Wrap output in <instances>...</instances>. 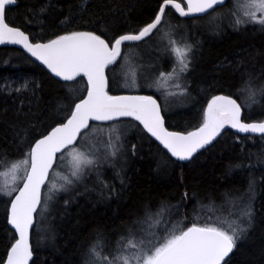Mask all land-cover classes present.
I'll return each mask as SVG.
<instances>
[{"label": "trees", "instance_id": "16d2710c", "mask_svg": "<svg viewBox=\"0 0 264 264\" xmlns=\"http://www.w3.org/2000/svg\"><path fill=\"white\" fill-rule=\"evenodd\" d=\"M231 1L201 17H180L170 6L165 10L168 24L183 25L193 34L189 37L195 44L186 75L188 102L162 109L168 129L187 131L200 126L209 101L217 95L236 99L243 120H264V31L256 23L243 27L222 23L215 29L208 24L211 14L230 12ZM162 2L87 0L85 5L84 0H17L7 7L5 19L33 42L73 31L95 32L110 40L135 33L151 22ZM126 48L122 46V52ZM117 67L118 61L106 68L111 94L121 93L114 91ZM117 81L123 82V78L118 76ZM76 88L81 93L75 97ZM85 90V77L59 81L20 49L0 46V168L25 156L38 137L64 121ZM144 95L157 97L162 108L158 92L150 90ZM117 123L128 128L121 135L123 164L112 168L116 175L106 178L105 184L86 178L75 203L70 193L63 195L71 203L54 208L40 227L36 212L30 264H91L94 245L103 242L101 254H114L129 237H143L140 232L162 216V227L178 223L170 231L193 223H221L224 217L234 223L231 219L238 215V203L247 214L239 226L246 231L222 264H264V134L226 129L190 161H180L170 157L136 121ZM91 124L108 128L110 123ZM63 164L64 159H58L54 169ZM12 195L0 190V264L16 239L7 223Z\"/></svg>", "mask_w": 264, "mask_h": 264}, {"label": "snow or ice", "instance_id": "6c2138e0", "mask_svg": "<svg viewBox=\"0 0 264 264\" xmlns=\"http://www.w3.org/2000/svg\"><path fill=\"white\" fill-rule=\"evenodd\" d=\"M223 2L224 0H183L181 3L179 0H163L154 19L135 33L120 34L109 40L95 32L73 31L58 35L45 43H31L24 31L18 27H10L5 19L7 6L16 5L17 0H0V44L8 42L23 45L33 57L64 81H72L81 76L87 78V95L74 104L66 122L57 124L47 135L35 140L27 158L11 166L13 180L17 178L14 173L18 168L24 167L25 174L22 177L23 187L19 188L15 199L11 201L9 219V223L18 233V239L11 244L3 264H29L32 258L29 237L34 224V213L41 204V188L48 180L55 162L67 154L70 157L73 177L78 175L83 166L95 162L90 158L91 149L81 150L79 147L80 139L93 127L90 121L113 122L118 118H134L143 125L147 133L159 141L171 157L180 161H190L199 150L211 145L225 126L239 133L264 134V121L243 122L241 104L231 96L212 97L201 126L185 134L170 132L164 127L160 105L152 96H114L107 91L105 69L122 56V46L128 47L133 42H146L159 33L162 25L167 23L166 8L170 6L181 17H191L194 14H209L210 10L214 11ZM84 3L86 5L87 0ZM242 8L243 16L248 20L237 19V23L251 21L259 24L264 31V0H244ZM168 44L179 67L168 73L161 72L160 80L163 83L159 86H164L174 77L178 78L179 73L186 72L189 68L191 44L180 43L174 39L169 40ZM130 76L131 85L135 87V72ZM249 92L250 95H255L251 89ZM109 129V141L105 146L114 147L112 134L116 132L115 125H109ZM97 131L102 132V129L97 128ZM114 139L118 141L120 137L115 135ZM132 150L134 154V145ZM57 154H60L59 157ZM111 155L115 156L116 152L113 151ZM2 175L7 176L8 173ZM62 179L68 184L72 183L67 176ZM52 188L55 189L56 185L53 184ZM8 195H12V191ZM184 195L188 196L187 193ZM248 215L250 225V214ZM244 231L246 229H238L231 224L225 227L219 222L193 223L183 230H173L162 241L155 236L138 242L127 240L123 247L136 253L128 257H101L94 245L90 251L96 260L92 264H97L98 261H106L107 264H221L233 252L240 233Z\"/></svg>", "mask_w": 264, "mask_h": 264}, {"label": "rangeland", "instance_id": "374dc122", "mask_svg": "<svg viewBox=\"0 0 264 264\" xmlns=\"http://www.w3.org/2000/svg\"><path fill=\"white\" fill-rule=\"evenodd\" d=\"M244 0H232L230 3L231 10L230 12L222 13L217 12L211 14L209 18L210 28H218L221 26L220 24L225 23L229 27L241 26L254 22H247V23H237V19L248 20L247 17L243 16L244 9L242 8ZM228 20V21H226ZM197 23V22H196ZM207 24V25H208ZM257 24V23H256ZM192 29V28H191ZM190 30V28H189ZM195 32V31H193ZM192 33H189L188 30L184 29V26H172L168 24V22L162 25L161 30L157 33L151 40L146 42H137L130 44L125 51L122 52V56L118 58V76L123 78V82H118L117 78L114 77L115 85V92H134L138 95L147 94L150 90L158 92L160 97L163 100L162 109H173L178 108L179 106H185L188 102V93H187V78L186 75L188 71L179 73L178 78L174 77L173 79L167 81L164 86H159L163 83L160 80V73H168L173 70V68H178V62L175 59V55L171 52L170 46L168 44L169 40H176L177 42L183 43L186 42L191 44L192 52L189 57V68L192 65L193 57H194V43L190 39L189 36L192 37ZM138 45V46H137ZM188 68V70H189ZM135 72V81L136 86L133 87L131 85V76L130 74ZM114 75V73H113ZM112 75V76H113ZM179 86V87H177ZM74 96L76 97L78 94L80 95L81 89L76 88L74 91ZM111 94L110 92H108ZM118 121L111 122L109 125H115L116 132L112 134L113 137V144L114 147H106L105 145L109 141L110 129L105 126H98L94 127V124H91L93 127L87 132L84 138L80 139V146L82 150L91 149L92 158L95 162L91 165H85L79 171L76 177L71 175V165H70V157L65 154L63 157L64 164L58 165L55 169L53 168L49 179L47 181L46 190H44V198H41V204L37 210V225L40 227L42 223L46 221V219L52 214L54 208H60L62 205H68L71 203L67 197H63V195L71 194L75 198L79 197V187L83 185L86 178L91 176L92 179L96 180L98 184H105V180L108 177L115 176V172L112 170L121 166L124 161V147L121 145V135L125 130H127V126L121 125L117 123ZM97 128L102 129L101 131H97ZM115 135H118L120 139L117 141L114 139ZM115 151L116 155L113 156L111 153ZM29 152V151H28ZM27 152V153H28ZM59 157V156H58ZM27 154L20 158L19 160L9 162L5 164V166L0 168V190L6 195H8L9 191H12V194L17 190L20 183L22 182V177L25 174L24 167L18 168L14 175L17 177L13 180V173L10 171L12 164L18 163L19 161L26 159ZM120 163V164H119ZM118 164V166H116ZM116 166V167H115ZM3 173H8L7 176L2 175ZM67 176L69 180L72 181L71 184H68L62 177ZM55 184L56 188L53 189L52 185ZM63 185V187H61ZM94 188V185L92 186ZM90 188V190H92ZM94 190V189H93ZM95 192V191H94ZM73 193L75 195H73ZM234 205H230L229 207H233ZM237 212L238 215L231 220L234 223L229 222L226 217L220 219L221 224L225 227L231 224L233 227L240 228L243 226L245 219L247 218V214L242 211L240 208L242 205L238 203ZM163 219V216L161 220ZM230 219V218H229ZM161 220L155 218L150 222V225L147 229H143L140 234H143V237L138 236V239H135L134 242H138L140 240H147L153 238V236L159 238L161 241L162 239L167 236L172 229L178 228V223H171L166 227L161 226ZM210 220V219H208ZM149 219H147V222ZM209 222V221H208ZM205 222V223H208ZM240 226V227H239ZM165 231H169L167 235ZM177 231V230H176ZM243 233H240V239ZM129 239H131L129 237ZM128 239V240H129ZM127 242V241H126ZM103 242L96 244V251L100 253L101 257H108L112 259L116 256L123 255V256H132L135 255V251L131 249H125L124 247L118 248L114 254L110 255H103L101 254L99 247H101ZM93 248V247H92ZM91 248V249H92ZM96 260V257L93 254L92 261ZM97 264H107L106 261L104 262H97Z\"/></svg>", "mask_w": 264, "mask_h": 264}, {"label": "water", "instance_id": "95a60500", "mask_svg": "<svg viewBox=\"0 0 264 264\" xmlns=\"http://www.w3.org/2000/svg\"><path fill=\"white\" fill-rule=\"evenodd\" d=\"M226 1L227 0H224V2H223V4L222 5H217L216 7H215V9L216 8H218V7H221V6H223L225 3H226ZM163 3V2H162ZM161 3V4H162ZM10 6H14V5H10ZM10 6H7V7H10ZM174 10V9H173ZM175 11V10H174ZM212 10H210V12H211ZM176 13V12H175ZM178 16H180L178 13H176ZM204 15H206V14H194L193 16H191V17H201V16H204ZM181 17V16H180ZM185 18H188V17H185ZM7 22V21H6ZM150 23V22H149ZM9 24V23H8ZM9 26L10 27H16V26H13V25H10L9 24ZM19 28V27H18ZM21 29V28H20ZM21 31H23L22 29H21ZM25 34L26 35H28L26 32H25ZM54 39V38H53ZM29 40H30V38H29ZM51 40V39H50ZM47 41H49V40H46V41H35V42H33V41H31L30 40V42L31 43H37V42H40V43H45V42H47ZM133 43H137V42H133ZM0 46H7V47H16V48H18V49H20L25 55H27L29 58H31L33 61H35L36 63H38L39 65H41L52 77H54L55 79H57V80H59V81H62V82H70V81H64L62 78H59V77H56L55 76V74L54 73H52L45 65H43L42 64V62H40L39 60H37L35 57H33L32 55H31V53H29L24 47H23V45H20V44H13V43H8V42H5V43H2V44H0ZM105 75H106V69H105ZM107 77V76H106ZM78 78V77H77ZM76 79V78H75ZM74 79V80H75ZM85 81H86V88H87V78L85 77ZM87 95V92H86V90H85V93H84V95L82 96V98H84L85 96ZM109 95H114V96H119V95H138L137 93H134V92H122V93H117V94H109ZM145 96H152L154 99H156L157 100V103L160 105V109H161V116L163 117V121H164V127L168 130V131H170V132H180V133H187V132H190V131H194V130H196L197 128H199L200 126H198V127H196V128H193V129H190V130H187V131H179V130H171V129H168L167 128V126L165 125V118H164V115H163V112H162V108H161V104H160V102H159V100H158V98L157 97H155V96H153V95H145ZM225 96V95H224ZM81 98V99H82ZM80 100V99H79ZM79 100L76 102V103H78L79 102ZM70 114H71V111H70V113H69V115L68 116H70ZM125 119H130V120H134V121H136L134 118H131V117H124V118H118V120L117 121H120V120H125ZM241 120L243 121V122H246V123H252V122H261V121H264V120H261V121H246V120H243V110H242V113H241ZM63 122H66V119L64 120V121H62V122H60V123H63ZM92 122H95V123H102V124H105V123H111V122H97V121H90V123H92ZM113 122H115V121H113ZM141 127H142V129L146 132V130L143 128V125L142 124H140L138 121H136ZM57 124H59V123H57ZM57 124H55L54 126H52V127H55ZM51 127V128H52ZM51 128L45 133V134H43V135H47V133L51 130ZM226 129H232V128H230L229 126H225V129H223L222 131H221V133L223 132V131H225ZM232 130H234V131H236V132H238L237 130H235V129H232ZM147 133V132H146ZM169 156H170V153H168L167 152V150L166 149H164L163 148V146L159 143V141H157L154 137H152L151 136V134H149V133H147ZM250 134H260V133H250ZM221 135V134H220ZM219 135V136H220ZM219 136H217L216 137V139L219 137ZM42 137V135L40 136V137H38L37 139H40ZM36 139V140H37ZM79 139V138H78ZM35 143V141L32 143V145ZM31 145V146H32ZM31 146H30V148H31ZM30 148H29V150H30ZM200 151V150H199ZM60 154H57V156H59ZM195 155V154H194ZM171 157V156H170ZM173 159H176L175 157H172ZM177 160V159H176ZM55 164H56V162H55ZM55 164H54V166H55ZM54 168V167H53ZM51 171L52 170H50V173H51ZM50 173H49V176H50ZM46 182H47V180H46ZM46 182H45V184H46ZM45 186V185H44ZM44 186H42V188H41V197H42V191H43V188H44ZM23 187V180H22V182L20 183V185H19V187L17 188V190L14 192V194L12 195V197H11V199H10V202H9V207H8V215H7V223H8V226L15 232V229H14V227L9 223V219H10V214H11V201L13 200V199H15V196L18 194V190H19V188H22ZM39 208V207H38ZM38 210V209H37ZM35 214L36 213H34V222H35ZM34 225V224H33ZM31 230L32 229H30V237H29V241H30V245H31ZM15 234H16V239H18V233H16L15 232ZM14 243V242H13ZM31 248H32V246H31ZM9 250H10V248H9ZM231 255V253L229 254V256ZM229 256L228 257H225V260L224 261H222L221 262V264L223 263V262H225L228 258H229ZM7 257V256H6ZM32 257H33V252H32ZM6 259V258H5ZM32 259V258H31ZM31 259H30V261H31ZM30 261H29V264H30ZM3 264V263H2Z\"/></svg>", "mask_w": 264, "mask_h": 264}]
</instances>
